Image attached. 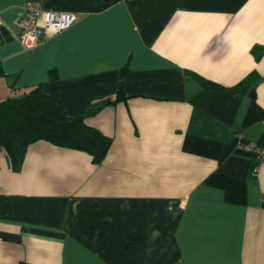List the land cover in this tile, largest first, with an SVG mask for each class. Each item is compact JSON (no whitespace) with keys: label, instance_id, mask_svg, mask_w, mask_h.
<instances>
[{"label":"crops","instance_id":"1","mask_svg":"<svg viewBox=\"0 0 264 264\" xmlns=\"http://www.w3.org/2000/svg\"><path fill=\"white\" fill-rule=\"evenodd\" d=\"M33 2L78 20L24 50ZM0 67L113 140L0 148V264H264V0H0Z\"/></svg>","mask_w":264,"mask_h":264},{"label":"trees","instance_id":"2","mask_svg":"<svg viewBox=\"0 0 264 264\" xmlns=\"http://www.w3.org/2000/svg\"><path fill=\"white\" fill-rule=\"evenodd\" d=\"M0 67V77L2 76ZM205 88L219 86L204 81ZM126 98L122 89L112 101L93 106L89 114L95 115L104 107ZM39 141L86 152L96 165L102 164L113 144V140L100 130L89 126L85 118L69 117L60 100L46 94L41 86L16 93L0 102V148L7 151L13 168L23 165L29 147ZM141 240V234L129 239L128 249H133Z\"/></svg>","mask_w":264,"mask_h":264},{"label":"built area","instance_id":"3","mask_svg":"<svg viewBox=\"0 0 264 264\" xmlns=\"http://www.w3.org/2000/svg\"><path fill=\"white\" fill-rule=\"evenodd\" d=\"M78 16L69 12L45 10L40 3L27 4L24 16L19 21L21 35L19 42L24 50H34L45 38L55 37L70 29ZM247 151L256 152L264 160V151L256 145L245 146Z\"/></svg>","mask_w":264,"mask_h":264}]
</instances>
